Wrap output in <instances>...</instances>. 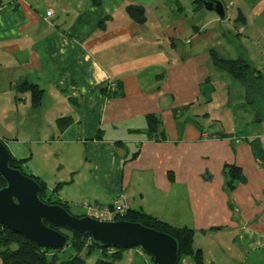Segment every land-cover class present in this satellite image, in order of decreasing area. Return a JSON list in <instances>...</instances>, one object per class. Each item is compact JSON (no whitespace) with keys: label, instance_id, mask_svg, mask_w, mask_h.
<instances>
[{"label":"crops","instance_id":"0c3cea01","mask_svg":"<svg viewBox=\"0 0 264 264\" xmlns=\"http://www.w3.org/2000/svg\"><path fill=\"white\" fill-rule=\"evenodd\" d=\"M97 1L0 0V138L74 216L123 196L192 229L204 264H264V90L253 102L212 59L243 58L264 74V0H221L225 19L193 1L191 18L151 25L141 3ZM26 83L43 91L40 106ZM114 264L152 262L126 251Z\"/></svg>","mask_w":264,"mask_h":264},{"label":"water","instance_id":"95a60500","mask_svg":"<svg viewBox=\"0 0 264 264\" xmlns=\"http://www.w3.org/2000/svg\"><path fill=\"white\" fill-rule=\"evenodd\" d=\"M221 19L226 8L221 0H194ZM236 23H246L238 11ZM11 153L0 138V176L6 186L0 189V223L21 234L43 249L59 251L67 243V236L56 228H67L79 235H90L92 240L108 247L132 249L140 247L151 255L156 264H178L179 245L175 238L148 228L138 222L100 220L92 216L77 217L62 205L48 204L39 197V183L10 167Z\"/></svg>","mask_w":264,"mask_h":264},{"label":"trees","instance_id":"16d2710c","mask_svg":"<svg viewBox=\"0 0 264 264\" xmlns=\"http://www.w3.org/2000/svg\"><path fill=\"white\" fill-rule=\"evenodd\" d=\"M94 2L97 3L98 1L94 0ZM196 3L202 7L201 3ZM128 13L139 23H144L146 21L145 10L141 6H129ZM212 59L214 66L218 70L228 73L234 79L245 85L248 90V94L250 95L249 98H251L253 102L257 100L255 97L262 95L261 93H263L264 90V74L256 70V68L252 66L248 60L243 58L236 60L223 59L217 54H212ZM260 84L262 85L259 89H257V86ZM23 88V91H29L31 93L33 106H40L42 103L43 91L34 84H23ZM102 92L110 96L107 91V87H103ZM147 119L149 129L153 134L158 130V125L160 124L159 120L154 115H149ZM63 121H67V119L62 120V122ZM27 162V159H17L11 154L10 167L21 170L22 173L35 179L39 183V197L43 201L48 204L62 205L72 214L70 206L66 202L60 200L55 195L50 196L48 194L47 184L26 170L25 165ZM228 174L230 177L228 186L232 187L234 182L239 179L240 169L232 166L230 167ZM5 186L6 182L0 176V189ZM60 186L61 184L57 186L54 192L58 193ZM113 220L138 222L148 228L169 234L177 240L179 245L180 258L178 264H182L186 260H190L191 264H204L202 252L194 248V231L188 227H174L157 217L145 213L142 210L133 209H129L123 215L115 216ZM56 229L61 232H63V230L69 232V234L63 232L67 236V243L65 247H71L73 254L66 259H63L60 256L65 247L59 251L43 249L29 238L10 230L0 223V264H86L87 259L91 257L95 251H99L103 255L102 258L97 260L96 264H114L121 260L124 253L129 250L119 247L101 246L95 243L90 235L82 236L69 231L67 228ZM145 255L150 258L152 264H156L151 255L147 253H145Z\"/></svg>","mask_w":264,"mask_h":264},{"label":"rangeland","instance_id":"374dc122","mask_svg":"<svg viewBox=\"0 0 264 264\" xmlns=\"http://www.w3.org/2000/svg\"><path fill=\"white\" fill-rule=\"evenodd\" d=\"M132 1H134L136 3H141L147 7L149 18H150V21H149L150 25L152 23L157 22V20H159L160 17H164V16L169 17V16H175L177 14H183V17L188 15V17L191 18L192 8H193V4H194L193 3L194 0H187V1H189V3L188 2L186 3L185 0H132ZM178 3H180V5L181 4L184 5L183 12H180L179 10H177L180 7V5ZM235 10H238V9L235 8L232 13L235 16L234 21L236 22L238 13ZM207 12H210V11H208L206 9L203 10L204 14H208ZM63 232L66 234H69V232L66 230H63ZM98 253H99V251H95L91 257H96ZM71 254H73L72 248L69 246H66L64 248V251L61 253L60 256L63 259H66Z\"/></svg>","mask_w":264,"mask_h":264},{"label":"built area","instance_id":"2783aa9c","mask_svg":"<svg viewBox=\"0 0 264 264\" xmlns=\"http://www.w3.org/2000/svg\"><path fill=\"white\" fill-rule=\"evenodd\" d=\"M54 14L53 10H49L47 12V16H52ZM89 216H92L94 218L100 219L101 218H111L113 219L117 215H123L130 209V205L128 201L123 196H120L118 199L115 200L112 208H106V209H100L98 207H94L89 205L88 203L85 205ZM105 220V219H104ZM131 255L135 254H141L145 255V252L140 248H132L128 250ZM182 264H190L187 261H184Z\"/></svg>","mask_w":264,"mask_h":264}]
</instances>
